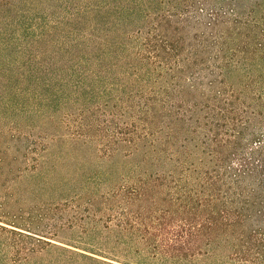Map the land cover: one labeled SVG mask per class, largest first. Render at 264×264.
<instances>
[{"label":"trees","instance_id":"16d2710c","mask_svg":"<svg viewBox=\"0 0 264 264\" xmlns=\"http://www.w3.org/2000/svg\"><path fill=\"white\" fill-rule=\"evenodd\" d=\"M0 264H264V0H0Z\"/></svg>","mask_w":264,"mask_h":264}]
</instances>
